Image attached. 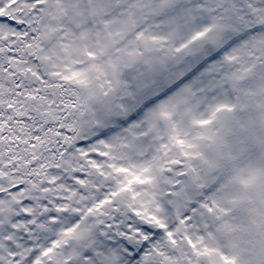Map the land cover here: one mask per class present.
I'll use <instances>...</instances> for the list:
<instances>
[{
	"label": "snow or ice",
	"instance_id": "1",
	"mask_svg": "<svg viewBox=\"0 0 264 264\" xmlns=\"http://www.w3.org/2000/svg\"><path fill=\"white\" fill-rule=\"evenodd\" d=\"M0 264H264V0H0Z\"/></svg>",
	"mask_w": 264,
	"mask_h": 264
}]
</instances>
